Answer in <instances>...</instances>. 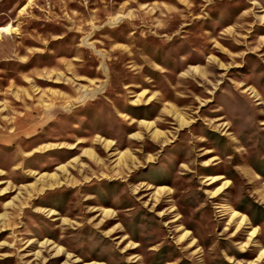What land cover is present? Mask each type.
Returning a JSON list of instances; mask_svg holds the SVG:
<instances>
[{
	"label": "rangeland",
	"instance_id": "obj_1",
	"mask_svg": "<svg viewBox=\"0 0 264 264\" xmlns=\"http://www.w3.org/2000/svg\"><path fill=\"white\" fill-rule=\"evenodd\" d=\"M0 264H264V0H0Z\"/></svg>",
	"mask_w": 264,
	"mask_h": 264
}]
</instances>
